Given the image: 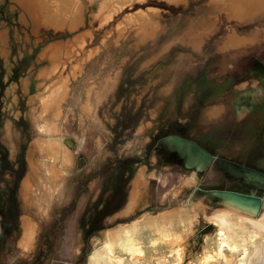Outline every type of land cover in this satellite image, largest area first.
<instances>
[{
    "label": "rangeland",
    "instance_id": "1",
    "mask_svg": "<svg viewBox=\"0 0 264 264\" xmlns=\"http://www.w3.org/2000/svg\"><path fill=\"white\" fill-rule=\"evenodd\" d=\"M145 5L161 9L156 37L139 43L133 26L117 36L121 13L105 27L95 25L78 57L92 48L94 54L81 66L72 69L69 62L43 79L38 76L48 63L39 58L43 48L75 32L40 29L36 34L30 17H20L18 2L0 0V33L6 31L0 38V264H89V253L103 241L97 236L146 213L158 215L191 200H204L211 212L217 206L212 189L264 195V183L225 162L264 173V13L239 23L228 18L231 12L221 1L149 0ZM232 28L252 36L251 43L242 50L220 47ZM67 74L59 109L43 112L40 94L46 82L58 85ZM216 105L223 111L209 117ZM50 117L59 118L63 135L76 143L66 184L44 212L22 183L28 176L33 188L37 185L42 155L36 140ZM168 133L195 139L216 156L205 171H197L194 182H188L193 170L183 159L156 146ZM140 173L148 182L147 205L126 214ZM25 215L36 224L28 247L20 242ZM213 231L201 216L188 241L187 260L203 250L205 235ZM201 254L198 264L208 252Z\"/></svg>",
    "mask_w": 264,
    "mask_h": 264
},
{
    "label": "bare ground",
    "instance_id": "2",
    "mask_svg": "<svg viewBox=\"0 0 264 264\" xmlns=\"http://www.w3.org/2000/svg\"><path fill=\"white\" fill-rule=\"evenodd\" d=\"M15 1L21 6L22 20L26 21L30 17L33 21L32 27L36 34L40 29L75 32L72 37L53 40L43 48L39 58L48 60L38 72V76L43 79H49L69 62H73L72 69L81 66L82 61L94 54L95 48H89L84 56L78 57L88 39L93 37L95 25L98 28L105 27L121 13L122 16L115 23L117 36L133 26L141 43L156 37L160 29L161 9L156 5H145L149 0ZM165 1L180 5L188 4L191 0ZM214 1L223 2L231 12L228 18L239 23L254 20L264 13V0ZM127 8L130 9L125 11ZM88 21L89 27L86 26ZM232 30L231 36L221 45L224 50L229 47L240 49L251 43L252 36H241L237 28ZM1 32V38H6V31ZM261 39H264V35ZM68 78V74L64 75L63 82L58 85L46 82L40 94L43 112L59 109L58 102L65 95ZM58 121L59 118L50 117L39 127L40 135L36 144L42 159L38 165L41 172L37 185L33 188L28 176L22 183L26 196L30 191L34 192L37 207L44 212L48 210L55 194L62 192L66 184L64 177L68 172L67 165L72 163V148L76 143L72 135H63ZM197 176V171L193 170L188 182H194ZM147 184L143 174L135 177L130 202L124 213H132L147 205ZM211 199L217 201V206L211 212L207 211L208 203L204 200H191L158 215L146 213L133 222H124V225L111 232L103 231L101 236L96 237V241H103L96 243L88 255L89 264H198L204 249L208 254L200 264H264V195H261L260 201L232 192L215 194ZM201 216L215 227V231L205 235L203 250L187 260L188 241L197 231ZM23 224L25 233L20 242L28 247L32 244L36 224L27 215L24 216Z\"/></svg>",
    "mask_w": 264,
    "mask_h": 264
},
{
    "label": "water",
    "instance_id": "3",
    "mask_svg": "<svg viewBox=\"0 0 264 264\" xmlns=\"http://www.w3.org/2000/svg\"><path fill=\"white\" fill-rule=\"evenodd\" d=\"M156 146L158 148L166 146L170 151L176 152L179 157L183 159L186 168L198 172L205 171L216 158L212 152L202 146L198 141L180 133H168L164 135L158 140ZM225 162H227L237 173L243 174L246 178L250 180L255 179L258 182L264 183L263 172L237 161L225 159ZM210 191L213 195H223L230 192L234 194H243L246 198L251 197L257 201H260L261 197V195L256 192L248 193L230 189H212Z\"/></svg>",
    "mask_w": 264,
    "mask_h": 264
},
{
    "label": "crops",
    "instance_id": "4",
    "mask_svg": "<svg viewBox=\"0 0 264 264\" xmlns=\"http://www.w3.org/2000/svg\"><path fill=\"white\" fill-rule=\"evenodd\" d=\"M1 38V37H0ZM4 39V38H2ZM3 41V40H2ZM224 40H222V42L220 43V47L221 45H223ZM141 43H145V42H141ZM79 72V71H78ZM82 72V71H81ZM77 74V73H76ZM79 74V73H78ZM88 107V106H87ZM86 107V108H87ZM85 108V109H86ZM223 111V105H216L214 107L211 108L210 112H209V117H214V116H217L219 113H221Z\"/></svg>",
    "mask_w": 264,
    "mask_h": 264
},
{
    "label": "flooded vegetation",
    "instance_id": "5",
    "mask_svg": "<svg viewBox=\"0 0 264 264\" xmlns=\"http://www.w3.org/2000/svg\"><path fill=\"white\" fill-rule=\"evenodd\" d=\"M166 149H168L166 146H164ZM163 148V147H162ZM169 150V149H168ZM171 152H173V151H171ZM173 153H176V152H173ZM177 154V153H176ZM178 155V154H177ZM179 156V155H178ZM180 158V157H179ZM181 159V158H180Z\"/></svg>",
    "mask_w": 264,
    "mask_h": 264
}]
</instances>
